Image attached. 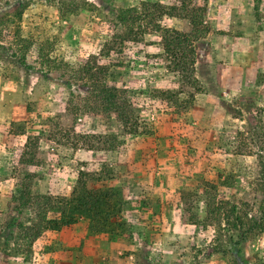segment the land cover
<instances>
[{
	"label": "rangeland",
	"instance_id": "1",
	"mask_svg": "<svg viewBox=\"0 0 264 264\" xmlns=\"http://www.w3.org/2000/svg\"><path fill=\"white\" fill-rule=\"evenodd\" d=\"M19 1L0 0V18L9 19V38L31 43L26 62L35 68L0 48V264L264 261V0L183 1L204 9V30L193 41L195 82L167 67L153 26L190 30L176 16L184 13L177 0H106L139 9L158 2L175 14L143 17L132 31L145 32L129 40L108 10L86 7L60 18L56 0H27L15 18ZM39 42L57 64L94 56L106 65V83L133 104L136 130L89 109L87 88L73 84L80 96L68 104L53 75L37 77ZM24 172L33 195L56 201L83 182L104 204L9 250L11 196ZM49 205L26 212L38 222Z\"/></svg>",
	"mask_w": 264,
	"mask_h": 264
},
{
	"label": "trees",
	"instance_id": "2",
	"mask_svg": "<svg viewBox=\"0 0 264 264\" xmlns=\"http://www.w3.org/2000/svg\"><path fill=\"white\" fill-rule=\"evenodd\" d=\"M25 1L27 0H20L18 2V10L13 13L15 18H18L25 5ZM87 1L56 0L55 5L58 16L60 18H66L68 14L84 10L86 7L90 11L97 9L108 10L112 19L115 21L113 25L124 28V36H121L124 40H129L133 36L139 39L143 35L144 30H140L139 32L132 31V26L142 20L143 17L159 18L162 15L175 16V14L166 10V7L158 2H142L139 9L136 7L115 8L106 0H97L96 3ZM177 1L184 13L177 14L176 16L187 19L190 24V30L188 32H182L174 28L162 27L158 22H154L153 26L155 31L160 32L161 48L163 53L168 57L167 67L171 71L179 72L181 77L191 79L192 82H195L193 75L195 56L193 41L204 30L202 28L204 9L196 6L188 7L184 4V0ZM170 8L172 9L174 7L171 6ZM8 20L7 18H0V44L3 39H7L5 44L0 46V48L4 52L6 51L9 56L14 57L18 65L23 66L27 70H34L35 67L26 62L27 51L31 43L25 40V38L18 36V34H12L10 39L9 30H6ZM116 33L120 32L111 34L112 39ZM38 44L35 52L36 56L33 59V63L38 64V68L34 71L37 77L40 76V78L47 79L50 75H53L54 79L58 80L60 86L65 89L68 104L72 103L74 96H80L75 91L76 88L72 87L73 84L87 88L85 93L87 97L85 99L87 100V107L89 109L93 111L98 110L106 114L113 113L115 119L125 130L130 133L136 130L137 114L133 104L127 99L124 89L106 83V65L99 64L94 56H91L77 66H71L63 60H59L57 64L51 61V58L44 56V53H42V43L39 42ZM108 51L107 48L105 56L108 55ZM101 53H103L102 50ZM165 94H169V91H165ZM30 181V174L24 172L20 177L19 185L15 193L11 196L12 203L14 204L15 217L12 221L10 234L6 239L9 250L19 251L23 244L30 243L31 240L36 238L42 229H58L61 226L75 223L79 216H89L99 210L104 204V199L87 189L83 182H76L68 197L51 201L47 195H33ZM39 202L50 204L47 206L48 209H52L57 215L46 217L44 211L47 207H42V220L40 221L39 219L37 222L32 219L29 213L27 214L26 212L27 208ZM258 264H264V261H260Z\"/></svg>",
	"mask_w": 264,
	"mask_h": 264
}]
</instances>
